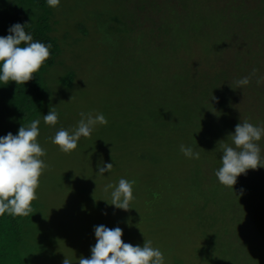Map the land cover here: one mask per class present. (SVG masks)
<instances>
[{"label":"rangeland","instance_id":"1","mask_svg":"<svg viewBox=\"0 0 264 264\" xmlns=\"http://www.w3.org/2000/svg\"><path fill=\"white\" fill-rule=\"evenodd\" d=\"M143 4L141 11L136 2L125 8L115 0H60L55 8L62 52L51 68V95L39 119L37 142L47 167L34 200L37 227L24 233L22 256L29 264L90 258L99 225L120 227L122 240L133 246L150 240L165 264H255L248 248L252 240H264V167L238 177L233 189H257L249 202L236 199L226 206L213 227L216 219L200 205L211 212L218 207L196 185L203 179L209 190L219 183L220 145L231 144L235 124L264 125V0ZM110 11L120 13L122 22L114 23ZM166 26L172 30L165 32ZM69 71L73 83L60 87ZM244 77L250 83L240 88L236 82ZM182 80L190 83L183 85L185 96H175ZM51 108L58 113L55 126L43 121ZM81 112L103 114L108 123L65 154L51 138L61 128L75 129ZM181 145L199 151L203 175ZM261 148L264 154V139ZM105 163L113 164L111 173L98 176ZM121 178L135 181L128 210L110 205L111 189L105 191ZM209 232L222 235L220 244L203 250Z\"/></svg>","mask_w":264,"mask_h":264},{"label":"clouds","instance_id":"2","mask_svg":"<svg viewBox=\"0 0 264 264\" xmlns=\"http://www.w3.org/2000/svg\"><path fill=\"white\" fill-rule=\"evenodd\" d=\"M45 2L51 8L60 4V0ZM8 32L7 36H0V83L14 81L17 85H24L33 79V74H37L49 59L52 45L35 41L32 34L26 31V26L20 23L10 26ZM236 83L243 88L250 80L244 77ZM80 116L75 129L69 131L61 128L51 138L52 143L65 154L76 150L81 137H90L97 125L108 123L103 114L93 116L91 113L81 112ZM43 121L55 126L58 113L51 108L48 114L43 115ZM40 123L36 119L29 125L20 127L16 135L9 132L6 136H0V217L5 214L13 218L33 215L32 202L38 198L40 176L47 167L41 159L46 152L37 142ZM229 138L231 144L220 145L223 155L215 176L221 185L233 189L239 176L246 175L249 169L264 167L261 148L264 125H254L244 120L236 125L235 132ZM180 151L189 159H200L199 151L192 147L181 145ZM112 169V163H105L99 167L97 175L104 176L106 172L111 173ZM134 183L135 181L121 178L117 185H107L105 191L111 189V203H108L117 209L132 208L130 205L134 199ZM94 234L96 243L91 247L90 258L82 256L78 264H165L163 253L159 248H154L150 240H146L143 246L125 243L120 227L110 229L99 225L94 228ZM64 264H69L67 259Z\"/></svg>","mask_w":264,"mask_h":264},{"label":"trees","instance_id":"3","mask_svg":"<svg viewBox=\"0 0 264 264\" xmlns=\"http://www.w3.org/2000/svg\"><path fill=\"white\" fill-rule=\"evenodd\" d=\"M146 1L148 0H115V4L120 3L121 6H125L126 8L131 3L136 2V9L143 11L145 7L143 2L145 3ZM107 15L114 23L122 22V16H120V13H113L110 11ZM55 17V8L49 7L45 0H0V36H7L9 34V27L16 23H20L21 25L26 26V31L32 34L35 41H40L46 45H52L49 59L45 61L44 65H42L40 71L37 74H33V79L26 82L24 85H17L14 81L8 84L0 83V136H6L9 132L14 135L18 134L20 127L23 125L27 126L31 123V121L40 119L44 110L47 108L49 103L48 100L51 95V86L49 87L48 81L49 74L53 64L57 62L56 59L59 58L62 52V43L59 41L56 34V27L59 21ZM169 30H172L171 27L166 26L165 32H168ZM129 31L130 28L126 26L124 33L127 34ZM63 35L66 37L67 32H64ZM221 78V81H223L224 84L225 79L223 77ZM74 79L75 73L69 71L68 74L61 77V79L58 81V84L63 88L68 87L73 83ZM187 83L188 82L186 80H182L180 82L182 88H176L174 90V93L177 94L175 96H180V94L185 96L183 93L187 90L183 88V85ZM226 86L232 88V86ZM189 88L197 87L190 86ZM160 102L164 103L163 99L160 100ZM164 108L166 107L164 106ZM169 110L170 108L168 111ZM170 115L171 112L169 111L168 116ZM231 123L235 124L234 120L231 119ZM200 159H192L190 163H193L194 165L196 164L193 170H196L198 173L203 175L201 172ZM202 180L198 185H196V188H200L201 194L211 196V206L218 207L217 210L211 212L209 205L203 202L200 205V207L203 209V212H207L213 220L216 219L212 224L209 225L210 227L214 226V224L217 222V215L219 213H224L228 205H231V203L236 199L238 202H243L246 198H248L249 200L247 202H249L251 199L250 195L257 189L253 186H248L246 188L235 187L232 192H223V185L218 183L215 187L207 190L203 188ZM237 184L238 180L235 185ZM242 188L244 189L239 193V197L232 199L231 194L233 192H239ZM201 198L203 197L201 196ZM35 206L36 204L33 201L32 216L30 215L28 217L13 218L12 216L5 214L3 217H0V264H29L27 262L28 259L25 256H22L26 250L24 243L26 238L24 233H26L29 228L33 226L37 227L34 218ZM220 231H222L224 235L227 233L226 229ZM221 237L222 235L218 233H206L204 239L205 246L203 250L209 246L214 247V249L217 248L220 244L218 241ZM252 241L250 242L251 245L248 248L249 258H254L252 261H255V264H257L259 260L262 264H264V240L259 242L256 240ZM236 252L239 256V251L236 250ZM223 261L228 262V264H233L232 261L227 259H224Z\"/></svg>","mask_w":264,"mask_h":264}]
</instances>
